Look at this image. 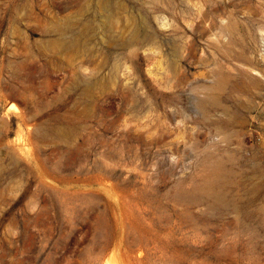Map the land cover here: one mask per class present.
<instances>
[{
    "label": "rangeland",
    "instance_id": "1",
    "mask_svg": "<svg viewBox=\"0 0 264 264\" xmlns=\"http://www.w3.org/2000/svg\"><path fill=\"white\" fill-rule=\"evenodd\" d=\"M113 263L264 264V0H0V264Z\"/></svg>",
    "mask_w": 264,
    "mask_h": 264
},
{
    "label": "bare ground",
    "instance_id": "2",
    "mask_svg": "<svg viewBox=\"0 0 264 264\" xmlns=\"http://www.w3.org/2000/svg\"><path fill=\"white\" fill-rule=\"evenodd\" d=\"M251 83L255 85V84H257V80H252ZM219 84H220V83H218V85H219ZM219 86H220V85H219ZM237 89H238V88H237ZM257 93H258V92H257ZM207 99H208V98H207ZM12 106H13V105H12ZM15 108H16V107H15ZM15 108H14V109H15ZM32 130H33V129H32ZM26 139H27V138H26ZM26 141H27V140H26ZM26 141H25V143H26ZM113 264H114V263H113Z\"/></svg>",
    "mask_w": 264,
    "mask_h": 264
}]
</instances>
